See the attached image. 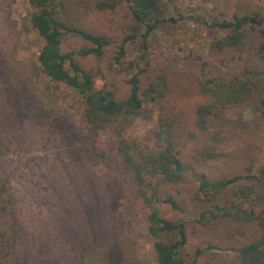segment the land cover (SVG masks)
I'll use <instances>...</instances> for the list:
<instances>
[{
  "label": "rangeland",
  "instance_id": "1",
  "mask_svg": "<svg viewBox=\"0 0 264 264\" xmlns=\"http://www.w3.org/2000/svg\"><path fill=\"white\" fill-rule=\"evenodd\" d=\"M96 1L57 0V9L70 24L109 40L102 57L77 60L93 71L97 90L121 100L135 69L119 70L114 57L132 34V18L125 3L99 11L92 6ZM163 1L168 17L177 21L159 25L145 40L137 37L127 43L122 59L146 69L142 87L165 78L162 110L174 113L193 135L180 151L184 178L167 188L183 212L166 206L159 210L167 220L185 222L187 243L181 253L187 264H241L237 251L258 240L264 227L229 219L199 224V214L210 203L196 201L195 194L200 174L210 180L243 175L242 185L253 187L245 206L264 210V62L257 54L264 42L257 32L264 31V23L241 46L212 54L209 44L223 33L195 19L210 23L262 14L264 0ZM31 12L28 0H0V179L9 181L13 230L5 264H157L152 250L156 239L145 222L147 209L132 178L118 165L112 130L102 131L97 139L98 150L115 162L108 170L94 164L85 145L80 96L41 73L37 56L43 42L30 28ZM82 46L67 35L61 50L77 52ZM205 65L209 75L217 69L229 75L249 71L254 89L243 104L218 110L209 118L207 131L201 132L195 125L196 109L210 102L199 90ZM152 111L155 119L156 108ZM153 124L135 120L127 136L151 145L147 139ZM203 152L217 156L203 158ZM234 192L225 191L218 203ZM207 247L211 249L194 260L195 251Z\"/></svg>",
  "mask_w": 264,
  "mask_h": 264
},
{
  "label": "trees",
  "instance_id": "2",
  "mask_svg": "<svg viewBox=\"0 0 264 264\" xmlns=\"http://www.w3.org/2000/svg\"><path fill=\"white\" fill-rule=\"evenodd\" d=\"M32 9L29 24L32 31L42 40L38 51L37 62L41 73L52 83H61L74 89L83 102L82 120L85 125V145L93 156L94 164L103 165L111 170L114 160L108 158L97 148L100 133L111 129L116 140L118 165L126 172L137 187V197L147 209L146 227L148 234L156 239L152 245L157 264H187L181 251L187 243L186 224L181 220H167L161 216L159 207L166 206L172 211L183 212L176 197L167 188L179 185L184 178V165L180 159L181 147L192 138L181 120L169 111L162 110V100L166 95L167 82L164 77L150 82L147 87L141 86V77L146 69H138L134 62L123 63L125 45L137 37L145 40L163 23H174L177 20L168 17V9L163 0H99L92 6L99 11L113 10L125 3L132 18V34L127 36L114 57L119 70L135 72L126 83L128 94L121 100L105 90L95 88V74L85 70L77 57H102L110 45L103 36L89 32L79 26L70 24L58 11L57 0H28ZM199 24L207 25L222 36L209 44L212 54H219L227 49L241 46L250 34L258 31L264 23L262 14L233 16L231 20H213L210 23L195 19ZM264 39V31L257 32ZM70 35L78 38L83 46L77 52H62L63 39ZM259 58L264 62V42L257 48ZM144 56H141V60ZM206 65L202 69L200 93L209 97L210 102L196 109L195 125L201 132L207 131L208 120L220 110L238 106L250 96L254 89L251 72L229 75L220 69L206 74ZM212 70H207L211 72ZM158 113L154 119L152 108ZM264 115V99L262 100ZM135 120L154 123L148 131L147 143L127 136ZM216 153L203 152V158H214ZM243 175H234L210 180L205 175H198V190L195 199L201 203H210L208 210L202 211L197 222L206 225L211 221L229 219L241 224L257 223L264 227V210H253L245 206L246 200L253 192V187L242 185ZM235 188L234 197L218 203L220 196ZM176 194H179L177 191ZM11 195L9 181L0 179V264H5L10 250L13 230L10 225ZM8 236V237H7ZM164 236L166 240H159ZM205 249H197L194 260L202 255ZM241 264H264V232L261 237L245 244L237 251ZM125 264H140L128 261Z\"/></svg>",
  "mask_w": 264,
  "mask_h": 264
}]
</instances>
